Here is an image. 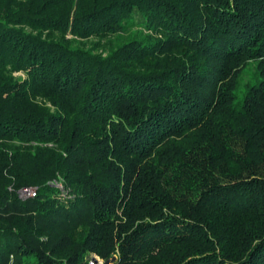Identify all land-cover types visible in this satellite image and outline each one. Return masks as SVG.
Listing matches in <instances>:
<instances>
[{
	"label": "trees",
	"instance_id": "obj_1",
	"mask_svg": "<svg viewBox=\"0 0 264 264\" xmlns=\"http://www.w3.org/2000/svg\"><path fill=\"white\" fill-rule=\"evenodd\" d=\"M91 253L264 264V0H0V264Z\"/></svg>",
	"mask_w": 264,
	"mask_h": 264
},
{
	"label": "built area",
	"instance_id": "obj_2",
	"mask_svg": "<svg viewBox=\"0 0 264 264\" xmlns=\"http://www.w3.org/2000/svg\"><path fill=\"white\" fill-rule=\"evenodd\" d=\"M18 196L22 199L36 196V189L33 187H22L18 191ZM116 256V255H115ZM116 258V257H114ZM88 264H105V261L98 255L91 253Z\"/></svg>",
	"mask_w": 264,
	"mask_h": 264
},
{
	"label": "rangeland",
	"instance_id": "obj_3",
	"mask_svg": "<svg viewBox=\"0 0 264 264\" xmlns=\"http://www.w3.org/2000/svg\"><path fill=\"white\" fill-rule=\"evenodd\" d=\"M15 75L16 76H18V75H21V73H15ZM95 254V253H94ZM91 255V254H90ZM97 255V254H96ZM99 256V255H98ZM100 257V256H99ZM114 257H116L115 255H114ZM102 258V257H101ZM104 261H105V259L104 258H102ZM106 262V261H105ZM87 263H88V261H87ZM108 264H114V261H111V262H108Z\"/></svg>",
	"mask_w": 264,
	"mask_h": 264
},
{
	"label": "water",
	"instance_id": "obj_4",
	"mask_svg": "<svg viewBox=\"0 0 264 264\" xmlns=\"http://www.w3.org/2000/svg\"><path fill=\"white\" fill-rule=\"evenodd\" d=\"M105 264H108V261H106Z\"/></svg>",
	"mask_w": 264,
	"mask_h": 264
}]
</instances>
